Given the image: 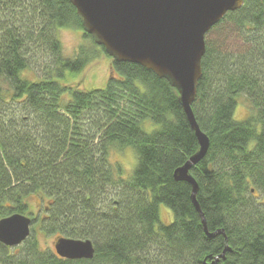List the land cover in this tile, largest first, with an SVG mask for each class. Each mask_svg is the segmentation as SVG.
Segmentation results:
<instances>
[{
  "label": "trees",
  "instance_id": "trees-1",
  "mask_svg": "<svg viewBox=\"0 0 264 264\" xmlns=\"http://www.w3.org/2000/svg\"><path fill=\"white\" fill-rule=\"evenodd\" d=\"M77 16L70 0H0V220L33 219L22 245L0 243V264H264V0H246L206 35L192 108L210 146L191 175L208 232L191 185L174 180L200 148L178 91L114 60ZM62 29H82L92 47L66 57ZM97 51L111 58L105 88L58 81L84 74ZM242 97L250 108L237 121ZM149 118L162 127L146 132ZM128 143L141 154L131 177L107 161L109 146ZM41 236L89 240L95 256L61 259Z\"/></svg>",
  "mask_w": 264,
  "mask_h": 264
},
{
  "label": "water",
  "instance_id": "water-1",
  "mask_svg": "<svg viewBox=\"0 0 264 264\" xmlns=\"http://www.w3.org/2000/svg\"><path fill=\"white\" fill-rule=\"evenodd\" d=\"M246 0H70L85 33L117 62L137 64L167 80L179 93V101L198 142L199 151L176 169L174 180L192 187L191 198L207 231L198 203L199 185L191 170L207 155L210 139L199 127L192 105L203 76L206 35L229 12ZM32 221L15 214L0 220V243L9 248L22 245L30 236ZM208 232V231H207ZM217 234H210L211 238ZM61 259L91 260V241L57 238ZM225 253L221 256L225 258ZM219 258L213 264H218Z\"/></svg>",
  "mask_w": 264,
  "mask_h": 264
},
{
  "label": "rangeland",
  "instance_id": "rangeland-1",
  "mask_svg": "<svg viewBox=\"0 0 264 264\" xmlns=\"http://www.w3.org/2000/svg\"><path fill=\"white\" fill-rule=\"evenodd\" d=\"M84 31L82 29L79 30H71V29H62L59 32V39L63 44L64 55L66 57H73L79 51V48H84L89 50L92 47V43L90 40H87L83 37ZM99 53V57H95L89 63V65L85 68L84 74H78L73 76L72 78L69 73H67V80H58L61 84H65L66 81L68 84L73 86L81 85L82 89L90 90V89H103L107 85L108 77L110 75V67H111V58L105 55L103 51H97ZM28 75V74H26ZM30 75V74H29ZM242 105H241V104ZM249 105L246 101V97H242L240 102L238 103V107L234 113V118L237 121H242L246 119V115L248 114ZM245 117V118H244ZM30 203L32 205V209L34 214H42V208L39 205V198L37 196L32 197L30 199ZM160 215L162 224H169L173 221V214L170 210L164 205L160 206ZM42 246L45 248H49L50 250L54 248L55 237L50 239H45L44 237H40ZM54 250V249H53Z\"/></svg>",
  "mask_w": 264,
  "mask_h": 264
},
{
  "label": "clouds",
  "instance_id": "clouds-1",
  "mask_svg": "<svg viewBox=\"0 0 264 264\" xmlns=\"http://www.w3.org/2000/svg\"><path fill=\"white\" fill-rule=\"evenodd\" d=\"M140 127L146 132L151 133L154 130L160 129L162 123H157L149 118L142 121ZM107 161L114 167L116 164H119L123 170V174L131 177L141 162V154L132 143L125 144L122 148L109 146Z\"/></svg>",
  "mask_w": 264,
  "mask_h": 264
},
{
  "label": "bare ground",
  "instance_id": "bare-ground-1",
  "mask_svg": "<svg viewBox=\"0 0 264 264\" xmlns=\"http://www.w3.org/2000/svg\"><path fill=\"white\" fill-rule=\"evenodd\" d=\"M205 134V133H204ZM206 135V134H205ZM209 138V137H208ZM198 201V200H197ZM29 219H31V221H32V227H33V219H32V217H29ZM32 227L30 228V230H31V234H30V236L32 235ZM30 236H29V238H30ZM28 238V239H29ZM27 241V240H26ZM226 257V256H225Z\"/></svg>",
  "mask_w": 264,
  "mask_h": 264
}]
</instances>
